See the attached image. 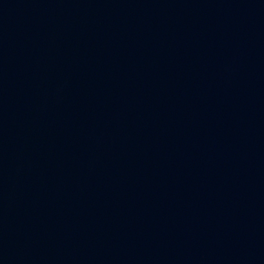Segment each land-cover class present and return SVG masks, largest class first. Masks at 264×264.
<instances>
[{
  "label": "water",
  "instance_id": "95a60500",
  "mask_svg": "<svg viewBox=\"0 0 264 264\" xmlns=\"http://www.w3.org/2000/svg\"><path fill=\"white\" fill-rule=\"evenodd\" d=\"M196 264H264V238L241 245Z\"/></svg>",
  "mask_w": 264,
  "mask_h": 264
}]
</instances>
